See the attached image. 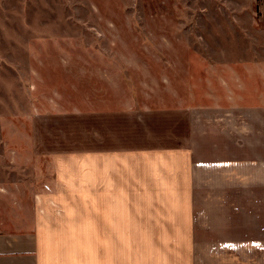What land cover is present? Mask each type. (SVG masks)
Instances as JSON below:
<instances>
[{
  "label": "rangeland",
  "instance_id": "1",
  "mask_svg": "<svg viewBox=\"0 0 264 264\" xmlns=\"http://www.w3.org/2000/svg\"><path fill=\"white\" fill-rule=\"evenodd\" d=\"M261 6L0 0V222L29 210L32 194L58 174L92 175L97 148L170 144L169 112L222 95L221 79L233 72L245 82L252 61L260 86ZM168 242L174 252L176 240ZM123 244L125 264L147 247Z\"/></svg>",
  "mask_w": 264,
  "mask_h": 264
},
{
  "label": "crops",
  "instance_id": "2",
  "mask_svg": "<svg viewBox=\"0 0 264 264\" xmlns=\"http://www.w3.org/2000/svg\"><path fill=\"white\" fill-rule=\"evenodd\" d=\"M251 64L169 112L170 144L97 148L92 175L58 174L5 212L0 264H125L139 240L135 264H264V65L256 86Z\"/></svg>",
  "mask_w": 264,
  "mask_h": 264
}]
</instances>
